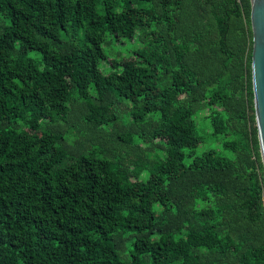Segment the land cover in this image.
Returning <instances> with one entry per match:
<instances>
[{
    "label": "trees",
    "instance_id": "obj_1",
    "mask_svg": "<svg viewBox=\"0 0 264 264\" xmlns=\"http://www.w3.org/2000/svg\"><path fill=\"white\" fill-rule=\"evenodd\" d=\"M252 50L250 0H0V264H264Z\"/></svg>",
    "mask_w": 264,
    "mask_h": 264
},
{
    "label": "water",
    "instance_id": "obj_2",
    "mask_svg": "<svg viewBox=\"0 0 264 264\" xmlns=\"http://www.w3.org/2000/svg\"><path fill=\"white\" fill-rule=\"evenodd\" d=\"M253 50L251 79L260 154L264 167V0H250Z\"/></svg>",
    "mask_w": 264,
    "mask_h": 264
},
{
    "label": "rangeland",
    "instance_id": "obj_3",
    "mask_svg": "<svg viewBox=\"0 0 264 264\" xmlns=\"http://www.w3.org/2000/svg\"><path fill=\"white\" fill-rule=\"evenodd\" d=\"M130 44H136V38L131 39L128 41ZM128 43L125 42L124 46L127 45ZM38 52L32 51L31 55H37ZM104 65H107L104 63ZM197 121V128L200 133V135L203 137L202 142L195 148L193 149L194 154L199 155L204 151L207 150H216L220 153H224L223 147H222V136H215L211 133V130L209 128V123L208 121L203 117V115H199L196 117ZM189 160V159H188ZM186 160V162L188 161Z\"/></svg>",
    "mask_w": 264,
    "mask_h": 264
}]
</instances>
